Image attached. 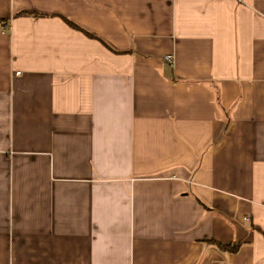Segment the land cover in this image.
<instances>
[{
  "label": "crops",
  "instance_id": "1",
  "mask_svg": "<svg viewBox=\"0 0 264 264\" xmlns=\"http://www.w3.org/2000/svg\"><path fill=\"white\" fill-rule=\"evenodd\" d=\"M0 264H264V0H0Z\"/></svg>",
  "mask_w": 264,
  "mask_h": 264
},
{
  "label": "trees",
  "instance_id": "2",
  "mask_svg": "<svg viewBox=\"0 0 264 264\" xmlns=\"http://www.w3.org/2000/svg\"><path fill=\"white\" fill-rule=\"evenodd\" d=\"M21 15L35 16L33 14H24V13H22ZM64 21L70 28L82 32L88 38L96 39V37L94 35L88 34L84 31L80 30L78 27H76L75 25H73L72 23H70L66 20H64ZM213 245L216 247L217 250L227 251V252H234L238 248V245H222V244H218V243H213Z\"/></svg>",
  "mask_w": 264,
  "mask_h": 264
},
{
  "label": "built area",
  "instance_id": "3",
  "mask_svg": "<svg viewBox=\"0 0 264 264\" xmlns=\"http://www.w3.org/2000/svg\"><path fill=\"white\" fill-rule=\"evenodd\" d=\"M163 62L165 63V65L168 67V68H171L172 67V59L170 56H164L163 57Z\"/></svg>",
  "mask_w": 264,
  "mask_h": 264
}]
</instances>
